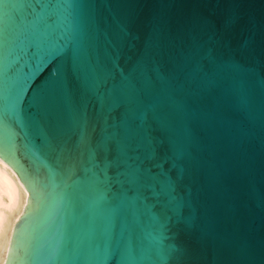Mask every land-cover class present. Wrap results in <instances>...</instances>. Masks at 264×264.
<instances>
[{"label": "water", "instance_id": "water-1", "mask_svg": "<svg viewBox=\"0 0 264 264\" xmlns=\"http://www.w3.org/2000/svg\"><path fill=\"white\" fill-rule=\"evenodd\" d=\"M3 85L4 264H264V0H0Z\"/></svg>", "mask_w": 264, "mask_h": 264}, {"label": "bare ground", "instance_id": "bare-ground-1", "mask_svg": "<svg viewBox=\"0 0 264 264\" xmlns=\"http://www.w3.org/2000/svg\"><path fill=\"white\" fill-rule=\"evenodd\" d=\"M28 202L16 172L0 158V264L5 263L13 228Z\"/></svg>", "mask_w": 264, "mask_h": 264}, {"label": "snow or ice", "instance_id": "snow-or-ice-1", "mask_svg": "<svg viewBox=\"0 0 264 264\" xmlns=\"http://www.w3.org/2000/svg\"><path fill=\"white\" fill-rule=\"evenodd\" d=\"M59 47H62V45L58 46V48ZM19 103H20L19 92H17L14 96L11 94L6 95L4 85L0 86V123H2L5 112L15 111Z\"/></svg>", "mask_w": 264, "mask_h": 264}]
</instances>
